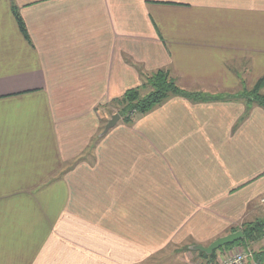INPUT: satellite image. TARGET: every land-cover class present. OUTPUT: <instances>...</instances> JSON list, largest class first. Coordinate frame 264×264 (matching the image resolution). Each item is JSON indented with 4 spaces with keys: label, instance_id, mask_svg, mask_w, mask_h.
<instances>
[{
    "label": "crops",
    "instance_id": "0c3cea01",
    "mask_svg": "<svg viewBox=\"0 0 264 264\" xmlns=\"http://www.w3.org/2000/svg\"><path fill=\"white\" fill-rule=\"evenodd\" d=\"M14 5L28 37L6 1L0 264H216L195 247L264 220V165L256 145L236 148L263 109L242 125L243 101L174 97L106 131L112 102L158 71L211 97L251 90L264 77V0Z\"/></svg>",
    "mask_w": 264,
    "mask_h": 264
},
{
    "label": "trees",
    "instance_id": "16d2710c",
    "mask_svg": "<svg viewBox=\"0 0 264 264\" xmlns=\"http://www.w3.org/2000/svg\"><path fill=\"white\" fill-rule=\"evenodd\" d=\"M13 1V0H12ZM12 11L17 20L19 28L25 37H28L27 29L24 21L22 20L19 9L12 3ZM264 77H262L256 85L251 89H243L236 96V100L243 101L247 112L245 116H248L254 107H259L264 110ZM143 93H146L143 95ZM182 98L193 104L201 103H214L221 101L222 99H232L231 96L223 97H211L204 95L203 93H190L182 90L178 87L176 80L173 79L168 73L164 71H158L148 77L144 78V83L141 87L129 90L120 99H116L112 102L114 109L117 110V115L120 117L124 124L132 126L136 117L146 116L152 113L159 107L166 104L171 98ZM241 231L243 233L242 241L235 245L224 247L212 255H206L201 253V256L212 261H216L218 264L219 253L229 252L230 250L237 249L246 244L249 240L251 243H258L264 240V220H258L256 222H245L241 229H233L230 234ZM256 264H264V250L256 254Z\"/></svg>",
    "mask_w": 264,
    "mask_h": 264
},
{
    "label": "rangeland",
    "instance_id": "374dc122",
    "mask_svg": "<svg viewBox=\"0 0 264 264\" xmlns=\"http://www.w3.org/2000/svg\"><path fill=\"white\" fill-rule=\"evenodd\" d=\"M8 2L9 4L10 3H14V4H16V0H0V6H4L5 5V2ZM3 11H4V7L3 8H1ZM263 77V76H262ZM261 77V78H262ZM241 89H242V91L241 92H243V89H244V86L242 87L241 86ZM240 91V90H239ZM190 93H194V92H190ZM197 93V92H196ZM262 93L264 94V90H262ZM146 93H143V95H145ZM210 94H212L211 92H208V93H204V95H210ZM232 94V96H231V98L232 99H235L236 98V96L239 94V93H231ZM235 96V97H234ZM214 103H217V102H214ZM206 104H213V103H206ZM245 107V113L247 112V110H246V106H244ZM114 109V108H113ZM253 110V109H252ZM117 110L115 109V112H116ZM264 111V110H263ZM245 113H244V115L241 117V119H240V122H242V125L244 124V122H246L248 119H249V117H250V115L249 116H245ZM140 117H136L135 118V120H134V123H133V125L132 126H134V125H136L137 124V121H138V119H139ZM125 126H127V127H132V126H129V125H127V124H125ZM241 126V125H240ZM240 126H238V125H236L235 126V129L237 130ZM248 132H250L251 133V136H243L241 139H240V144L238 143L239 141H236V148H238V147H240L241 149H242V151L241 152H243V153H248V148L250 147V146H254V145H256L255 147V150H254V152H258L259 153V156H258V163H259V168L262 166V165H264V163L262 162V161H264V154H260V151H261V149L262 148H264V120H260V121H258V124H257V126H256V128L255 129H253V130H251V131H248ZM226 147H228V144H227V141H226ZM252 207H253V212H255V214H253V215H251V217L250 218H253V217H255V216H261V214H263L262 212H261V210L259 209V206H258V204L257 205H252ZM259 219H257L256 220V218H253V219H251V220H248V219H246V223L247 222H249V223H252V222H256V221H258ZM262 242V241H261ZM260 242H258V243H251L249 240H247L246 241V244H244V245H242L240 248H239V246L237 247V249H235L236 251V253H241V252H243V253H247V254H249V253H251L252 255H253V258H254V261L256 260V254H258L260 251H257L256 252V250L255 249H257V248H259V247H257V248H255L254 249V246L255 245H257V244H259ZM195 253L197 254L198 252L197 251H195ZM219 254H224V252H221V253H219ZM220 264V263H219ZM256 264V263H255Z\"/></svg>",
    "mask_w": 264,
    "mask_h": 264
},
{
    "label": "water",
    "instance_id": "95a60500",
    "mask_svg": "<svg viewBox=\"0 0 264 264\" xmlns=\"http://www.w3.org/2000/svg\"><path fill=\"white\" fill-rule=\"evenodd\" d=\"M119 119V116H115L113 120L109 123L108 127H106V131H108L112 126H114ZM243 237V233L239 231L237 233H233L218 239L217 241L212 243L208 248L196 246L195 249L206 255H212L214 252L224 247L235 245L236 243L242 241Z\"/></svg>",
    "mask_w": 264,
    "mask_h": 264
},
{
    "label": "built area",
    "instance_id": "2783aa9c",
    "mask_svg": "<svg viewBox=\"0 0 264 264\" xmlns=\"http://www.w3.org/2000/svg\"><path fill=\"white\" fill-rule=\"evenodd\" d=\"M236 250H230L224 254H220L218 257V264H255L253 255L251 253H236Z\"/></svg>",
    "mask_w": 264,
    "mask_h": 264
}]
</instances>
